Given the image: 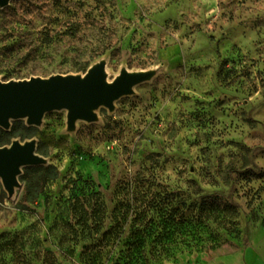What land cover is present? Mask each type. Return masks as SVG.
<instances>
[{
	"label": "rangeland",
	"instance_id": "374dc122",
	"mask_svg": "<svg viewBox=\"0 0 264 264\" xmlns=\"http://www.w3.org/2000/svg\"><path fill=\"white\" fill-rule=\"evenodd\" d=\"M54 81L108 91L0 125L35 128L0 147L35 149L0 176V264H195L264 227V0H0V85ZM35 166L58 177L23 203ZM92 193L102 223L69 240Z\"/></svg>",
	"mask_w": 264,
	"mask_h": 264
},
{
	"label": "water",
	"instance_id": "95a60500",
	"mask_svg": "<svg viewBox=\"0 0 264 264\" xmlns=\"http://www.w3.org/2000/svg\"><path fill=\"white\" fill-rule=\"evenodd\" d=\"M107 91L96 85L72 86L57 81L42 88L0 85V125L23 116L37 120L45 111L62 107L70 110V119L84 118L86 108L106 96ZM34 151L22 147L10 153L0 152V176L11 180L13 173L31 164Z\"/></svg>",
	"mask_w": 264,
	"mask_h": 264
},
{
	"label": "trees",
	"instance_id": "16d2710c",
	"mask_svg": "<svg viewBox=\"0 0 264 264\" xmlns=\"http://www.w3.org/2000/svg\"><path fill=\"white\" fill-rule=\"evenodd\" d=\"M222 70H220L221 75ZM35 135V128L30 125H25L22 121H14L8 130L0 128V147L8 145L12 139L19 138L21 140L30 139ZM58 174L55 168L52 166H35L25 169L21 176V182L23 183V194L21 201L23 203H34L41 193L44 185L51 180L57 179ZM90 199L92 203L86 204L83 199L78 197L70 198L66 201L64 210L70 211L73 223H71L65 216L64 211L60 212L58 220L55 223V227L58 230H67L64 237L68 239H75L77 236L76 226L78 228H86L91 232H97L99 225L102 223L103 207L100 203L97 193H92ZM141 215H136L135 219H138ZM92 223V224H89ZM136 231H140L137 229ZM73 233V234H72ZM73 235V238L72 236ZM51 264H54L53 262Z\"/></svg>",
	"mask_w": 264,
	"mask_h": 264
},
{
	"label": "crops",
	"instance_id": "0c3cea01",
	"mask_svg": "<svg viewBox=\"0 0 264 264\" xmlns=\"http://www.w3.org/2000/svg\"><path fill=\"white\" fill-rule=\"evenodd\" d=\"M195 264H264V227L250 244L232 252L211 254Z\"/></svg>",
	"mask_w": 264,
	"mask_h": 264
},
{
	"label": "bare ground",
	"instance_id": "6f19581e",
	"mask_svg": "<svg viewBox=\"0 0 264 264\" xmlns=\"http://www.w3.org/2000/svg\"><path fill=\"white\" fill-rule=\"evenodd\" d=\"M22 148V146H20Z\"/></svg>",
	"mask_w": 264,
	"mask_h": 264
}]
</instances>
